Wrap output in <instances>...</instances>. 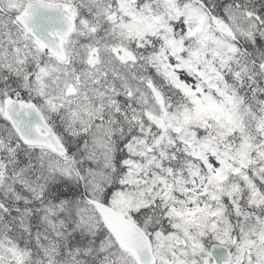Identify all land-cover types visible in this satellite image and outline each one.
Wrapping results in <instances>:
<instances>
[{
    "label": "snow or ice",
    "instance_id": "1",
    "mask_svg": "<svg viewBox=\"0 0 264 264\" xmlns=\"http://www.w3.org/2000/svg\"><path fill=\"white\" fill-rule=\"evenodd\" d=\"M0 264H264V0H0Z\"/></svg>",
    "mask_w": 264,
    "mask_h": 264
}]
</instances>
